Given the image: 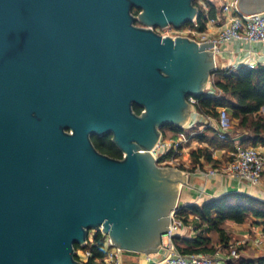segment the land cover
<instances>
[{
    "label": "water",
    "instance_id": "water-1",
    "mask_svg": "<svg viewBox=\"0 0 264 264\" xmlns=\"http://www.w3.org/2000/svg\"><path fill=\"white\" fill-rule=\"evenodd\" d=\"M195 2L0 0V264H85L75 246L100 229L129 254L159 252L190 183L153 151L218 67L214 42L154 29L192 23ZM108 135L122 159L96 148Z\"/></svg>",
    "mask_w": 264,
    "mask_h": 264
},
{
    "label": "built area",
    "instance_id": "built-area-1",
    "mask_svg": "<svg viewBox=\"0 0 264 264\" xmlns=\"http://www.w3.org/2000/svg\"><path fill=\"white\" fill-rule=\"evenodd\" d=\"M197 6L200 13H203L206 18V29L200 30L199 17L192 23H189L181 28L168 26L164 29L155 28V32L163 38L167 36L176 39V37L189 38L198 43L214 42V47L211 49L214 52L216 62L217 56L221 53V47L233 41H245L251 44L264 45V12L256 14H244L238 5V0H220V7L217 8V13L211 17L209 15L208 0H197ZM215 28L216 33L213 36L210 29ZM248 69H256L261 66L260 61H248L245 65ZM239 67H234L232 70H237ZM214 77L211 78L210 84L206 92L210 95L217 94L213 87ZM189 102L195 106L198 104L197 98H189ZM193 113L203 117L204 122L202 129H211L219 139L225 140L230 135L233 127L231 114L227 108L218 109L217 117L213 115H203L197 111ZM191 122V121H190ZM189 122L182 129L173 132L172 137H167L162 131V136L159 144L156 146L153 154L157 160V164L164 168H175L188 174L185 162L187 161L189 150L196 141L195 137L200 133L198 122ZM189 128L191 132L186 129ZM197 176L214 177L225 176L245 182L250 187H258L263 183L264 177V151L254 146L244 147L241 144H236L234 150L230 154V158L220 167L215 168L212 165L207 167L198 166L193 171ZM189 175V174H188ZM181 209L179 205L171 214V224L169 232L163 236V241L160 250L156 254L145 255L146 261L149 264H229L241 258V249L249 244V241L237 240L229 242L228 245H223L217 248L213 253H194L183 254L177 244L176 237L181 230L188 228L195 237L198 232L193 226H186L182 218L178 216V211ZM97 232H101L104 236L106 257L105 264H123V256L127 253L113 244L109 236L105 235L100 229L99 231L90 232L89 241H91ZM264 244L263 242H261ZM86 245V246H87ZM92 257L89 250L81 249L77 252V259L82 263L87 262Z\"/></svg>",
    "mask_w": 264,
    "mask_h": 264
},
{
    "label": "trees",
    "instance_id": "trees-1",
    "mask_svg": "<svg viewBox=\"0 0 264 264\" xmlns=\"http://www.w3.org/2000/svg\"><path fill=\"white\" fill-rule=\"evenodd\" d=\"M195 4L197 5V0ZM209 7V15L213 17L217 13V6L209 2ZM133 13L137 15L138 11L134 10ZM198 20L200 30H205L206 18L203 13H200ZM213 77V87L217 94L210 95L205 92L198 98L195 109L203 115L217 117L218 109L227 108L232 121L236 122L234 129L237 133L240 132V144L244 147H264V66L256 69H248L246 66L237 70L218 69ZM134 110L137 114L142 112L138 106H134ZM172 129L177 131L179 128ZM205 131H211L213 135L209 136ZM195 139L206 143L207 147L190 152L192 171L201 164V160L215 168L222 165L213 159L212 149L228 148L233 151L235 148V137L230 134L227 139L221 140L211 129L200 132ZM93 142L99 152L115 159L123 158L121 151L112 142V135L103 139L94 137ZM178 216L184 220L186 226L191 225L198 232L195 237L185 240L187 246L181 245L180 238L176 237V244L183 254L213 253L217 249L216 246H210L212 239L209 234L213 232L218 234L220 244L228 245L231 238L224 229L227 222L242 225L253 218L258 219L264 233V202L244 193H229L201 206L181 207ZM75 249L77 252L81 249L91 252L92 257L85 264H105L107 252L101 232H97L86 247L76 245ZM229 264H264V256L241 257Z\"/></svg>",
    "mask_w": 264,
    "mask_h": 264
},
{
    "label": "crops",
    "instance_id": "crops-1",
    "mask_svg": "<svg viewBox=\"0 0 264 264\" xmlns=\"http://www.w3.org/2000/svg\"><path fill=\"white\" fill-rule=\"evenodd\" d=\"M208 2L220 7V0H208ZM210 33L215 36L216 29L211 28ZM258 60L261 66H264V45L263 44H251L245 41H233L231 43L225 44L221 47V53L217 56V67L220 70L233 69L234 67L245 66L248 61ZM194 111H197L194 110ZM198 112V111H197ZM199 113V112H198ZM193 122H198L200 126V132H203L204 119L202 116L193 113L191 119V124ZM207 135H213L211 131H205ZM240 132H236L235 129L231 131V135L235 137V145L240 144ZM207 147L206 143H201L196 140L193 142L190 152L193 150H198L200 148ZM261 151H264L263 146H257ZM213 159L215 161L224 164L230 158L232 150L228 148L223 149H212ZM190 152L188 154V159L185 162L186 170L192 171L193 165L190 159ZM188 164V165H186ZM191 165V167H190ZM212 165L210 163L201 160V164L198 166L207 167ZM197 166V167H198ZM194 171V170H193ZM189 172V183L190 187H184L182 190V195L180 199L181 207H188L191 205H203L211 200L218 199L229 193H244L252 196L260 201L264 202V177L263 183L258 187H250L247 183L241 182L234 178H229L225 176H214V177H204L197 176L194 172ZM192 186V187H191ZM193 216H190L192 219ZM224 229L228 236H230V242L237 240H247L249 244L241 249V257L244 258H255L259 256H264V244L261 243L264 240L263 227L260 225V220L251 219L247 223L238 225L231 222H227L224 225ZM217 234V233H215ZM180 244L187 246L185 243L186 239H191L193 233L188 229L184 228L181 230L179 235ZM212 239V244L210 246H216L219 248L224 244H220L219 236L209 234ZM123 264H149L146 261V257L143 254H129L126 253L123 256Z\"/></svg>",
    "mask_w": 264,
    "mask_h": 264
},
{
    "label": "rangeland",
    "instance_id": "rangeland-1",
    "mask_svg": "<svg viewBox=\"0 0 264 264\" xmlns=\"http://www.w3.org/2000/svg\"><path fill=\"white\" fill-rule=\"evenodd\" d=\"M262 112H263V114H264V109L262 110ZM236 124V122H234L233 121V127H232V130L234 129V125ZM169 128H171V127H167V128H165V130H164V132H165V134H166V136L167 137H172L173 136V132H172V130H170ZM188 132H191V130L189 129V128H187L186 129ZM186 165H188V164H186ZM190 167H191V165H190ZM93 233H94V231H92ZM91 232V233H92ZM213 235H215V236H217L218 234H215V232H213Z\"/></svg>",
    "mask_w": 264,
    "mask_h": 264
},
{
    "label": "flooded vegetation",
    "instance_id": "flooded-vegetation-1",
    "mask_svg": "<svg viewBox=\"0 0 264 264\" xmlns=\"http://www.w3.org/2000/svg\"><path fill=\"white\" fill-rule=\"evenodd\" d=\"M137 26H141L139 23H137ZM104 138V137H103ZM103 138H101V139H103Z\"/></svg>",
    "mask_w": 264,
    "mask_h": 264
}]
</instances>
